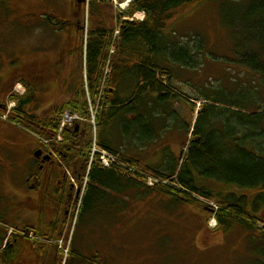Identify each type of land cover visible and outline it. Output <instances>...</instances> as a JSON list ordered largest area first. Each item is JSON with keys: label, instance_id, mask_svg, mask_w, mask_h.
I'll return each instance as SVG.
<instances>
[{"label": "trees", "instance_id": "obj_1", "mask_svg": "<svg viewBox=\"0 0 264 264\" xmlns=\"http://www.w3.org/2000/svg\"><path fill=\"white\" fill-rule=\"evenodd\" d=\"M203 2H219L228 44L222 57L199 33L189 38L197 41L195 45L181 44L176 32L168 36L169 26L185 10ZM102 6L89 0L81 76L73 96L56 104L50 115H32L19 104L10 121L55 141L53 148L65 174L80 185L86 182L78 222L101 207L117 214L127 208L126 200H146L152 194L166 196L176 207L207 200L217 205L211 210L216 230L228 232L239 226L257 235L254 239L264 257V0H134L121 13L125 20L118 23L119 42L116 31L102 18ZM135 14H143L144 20H130ZM204 57L222 62L227 69L216 79L196 84L186 77L202 68ZM182 84L194 96L185 97ZM180 102L195 118L181 119L172 109ZM195 102H202L199 109ZM94 109L95 124L66 129L63 141L56 142L66 110L91 122ZM169 131L182 132L188 139L178 157L166 148L157 162L144 164L136 159L139 155L127 157L129 151H122L123 141L141 152L162 142ZM94 146L117 162L109 168L100 163V156L91 158ZM130 170L142 177L130 174V178ZM148 179L156 182L155 187L146 186ZM208 183L235 190L215 192ZM67 258L66 264H107L99 257L76 253L72 244Z\"/></svg>", "mask_w": 264, "mask_h": 264}, {"label": "rangeland", "instance_id": "obj_2", "mask_svg": "<svg viewBox=\"0 0 264 264\" xmlns=\"http://www.w3.org/2000/svg\"><path fill=\"white\" fill-rule=\"evenodd\" d=\"M97 1L103 5L102 10L105 11L102 18H105L108 27L110 26L116 31L115 37L119 42L120 26L118 23L125 20L121 13L127 12L130 3L134 0H127L124 3H120L118 0H111L109 3L106 0ZM88 3L89 0H0V22H3L1 25L5 27V37L1 41L4 42L6 48H10L17 55L43 56L41 59H44L48 68L45 88L39 93L40 106L36 109H29L30 114L46 115L56 104H65L79 87L82 49L85 47L86 30L89 23L86 14ZM74 5L80 8L79 23L71 22ZM218 8L219 2H203L185 10L169 26L168 36L176 32L177 41L181 44L195 45L197 41L189 38L195 37L199 33L208 42V47L212 48L216 55L222 57L227 52L228 44L227 33L221 23ZM36 13L37 18L32 17L28 21V15ZM49 14H54L57 18L53 19V24L46 20V17L49 19ZM39 15L41 18L43 17L41 21L38 20ZM132 19L142 21L144 15L135 14L133 18H130V20ZM113 52L115 51L113 50ZM126 57L124 56V58ZM203 59L202 68L196 73H189L186 77L191 78L196 84H203L210 77L216 79L227 69V66L222 62L208 60L205 57ZM107 72L110 73L109 68L106 70ZM19 85L21 84L16 85L17 89L24 93L23 85ZM177 86L180 87V85ZM181 89L184 91L182 94L186 95L185 97H192L195 94L184 84ZM86 92L87 100L92 107L87 88ZM121 97L127 98L123 94ZM201 105L202 102L196 103L198 109ZM8 106L7 110H0V123H9L10 121L15 104L10 103ZM172 109L179 113L182 120L189 121L195 118L189 107L182 102L174 105ZM66 113L73 112L66 110L62 114L60 121L63 124L68 122L66 117L63 118ZM50 114L51 112L48 113V115ZM73 115L78 114L73 113ZM94 116L95 109L91 122L87 120L78 122L77 120L73 124H67L66 127L70 129L82 123L93 125ZM18 124H14L15 128L27 133L31 138V143L36 144L39 140L38 136ZM61 135L62 133H59L57 136L59 140L62 138ZM187 140L186 135L182 132L169 131L162 138V142L159 140L141 152L133 148L132 145L127 146L124 141L121 145L123 152L129 151L126 153L127 157L139 155L136 157L138 161L150 164L157 162L158 157L161 159L162 152L166 148L171 154L180 156ZM54 142L51 141V144ZM90 156L91 158L100 156L101 163V157L105 155H102V150L94 146L90 151ZM18 159L16 157L13 161L17 166L21 164ZM106 160H109L111 165L115 161L117 162V158L110 154H107ZM18 169L21 170V166H18L15 171L19 172ZM7 171L5 168L0 169V173L4 174L2 184L4 183L5 187H8L9 184L10 187H14L13 190L21 189L20 187L23 186L16 184L22 179L19 177V173L16 172L17 174L13 175L10 170L6 174ZM130 171H133V173H128L130 178L140 174L137 170ZM134 171L137 174H134ZM139 177L142 176L139 175ZM139 182L143 183L142 180ZM70 183L74 186L75 191L78 190L79 196L74 205L73 215L69 217L62 231L63 235L66 234L65 239L62 237L58 240L61 252L60 264H66L68 260L66 251L68 247H71L70 244L76 253L89 258L99 257L107 264H264V257L260 255L263 249L256 245L259 241L254 239L257 235L249 234L239 226H233L228 232L216 230L217 223L211 214L212 209H217L215 203L201 200V203L182 204L176 207L166 196L152 194L146 200H126L127 208L117 214L115 212L110 214L106 209L103 211L104 208L101 207L97 209V213H88L78 222L76 213L80 207L81 188H84L86 182L80 185L73 179V182ZM155 185L156 182L153 179L146 181L148 187H155ZM206 186L215 192L235 190L215 183H208ZM5 187L4 190L7 189ZM137 191L133 190V192ZM8 194L5 195L9 196ZM132 195L136 196L134 193ZM3 197V194L0 193V198ZM111 197L114 198L117 195L111 193ZM122 199L123 201L126 199L125 195L121 196ZM15 212L25 213L22 210ZM37 217L36 212H26L25 218L30 219L31 222L35 221Z\"/></svg>", "mask_w": 264, "mask_h": 264}, {"label": "flooded vegetation", "instance_id": "obj_3", "mask_svg": "<svg viewBox=\"0 0 264 264\" xmlns=\"http://www.w3.org/2000/svg\"><path fill=\"white\" fill-rule=\"evenodd\" d=\"M79 9L74 5L72 23L80 21ZM36 15L29 14L28 21L37 18ZM48 18L46 20L52 24L53 19H57L54 14H49ZM42 19L39 15L38 20ZM1 23L0 41L5 37ZM42 57L17 55L0 42V110H7L10 103L15 104L14 107L21 104L27 111L40 106L39 93L45 88L48 70ZM18 83L24 87L23 95L16 87ZM30 140V136L15 128L11 121L0 123V169L8 170L6 174L11 170L14 175L21 166L17 173L22 179L16 184L23 186L14 190L9 184L5 187L4 174L0 173V193L4 196L0 198V264H60L58 240L66 236L62 231L73 215L79 196L59 158ZM40 152L41 156L37 157ZM16 157L21 162L18 166L13 162ZM20 210L25 213L15 212ZM28 210L36 212L35 221L25 218Z\"/></svg>", "mask_w": 264, "mask_h": 264}, {"label": "built area", "instance_id": "obj_4", "mask_svg": "<svg viewBox=\"0 0 264 264\" xmlns=\"http://www.w3.org/2000/svg\"><path fill=\"white\" fill-rule=\"evenodd\" d=\"M67 118L68 119V122H66V124H63L62 123V129L63 128H65L66 127V125L67 124H73L75 121H79L80 120V118L77 116V115H73L72 113H66L64 116H63V118ZM45 144H48V142H45ZM105 156L104 157H101V161H102V163L106 166V167H110V165H111V163H110V161L108 160H106V156H107V154L106 153H103ZM107 162V163H106ZM106 163V164H105Z\"/></svg>", "mask_w": 264, "mask_h": 264}, {"label": "water", "instance_id": "obj_5", "mask_svg": "<svg viewBox=\"0 0 264 264\" xmlns=\"http://www.w3.org/2000/svg\"><path fill=\"white\" fill-rule=\"evenodd\" d=\"M41 156V152L37 154V157H40Z\"/></svg>", "mask_w": 264, "mask_h": 264}, {"label": "bare ground", "instance_id": "obj_6", "mask_svg": "<svg viewBox=\"0 0 264 264\" xmlns=\"http://www.w3.org/2000/svg\"><path fill=\"white\" fill-rule=\"evenodd\" d=\"M124 6H127V4H124ZM99 104V103H98Z\"/></svg>", "mask_w": 264, "mask_h": 264}, {"label": "crops", "instance_id": "obj_7", "mask_svg": "<svg viewBox=\"0 0 264 264\" xmlns=\"http://www.w3.org/2000/svg\"><path fill=\"white\" fill-rule=\"evenodd\" d=\"M37 144V143H36ZM28 212H31V210H28Z\"/></svg>", "mask_w": 264, "mask_h": 264}]
</instances>
